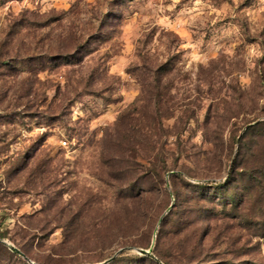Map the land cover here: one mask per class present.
<instances>
[{
	"label": "rangeland",
	"instance_id": "obj_1",
	"mask_svg": "<svg viewBox=\"0 0 264 264\" xmlns=\"http://www.w3.org/2000/svg\"><path fill=\"white\" fill-rule=\"evenodd\" d=\"M0 239L39 264H264V0H0ZM0 264L31 263L0 242Z\"/></svg>",
	"mask_w": 264,
	"mask_h": 264
},
{
	"label": "trees",
	"instance_id": "obj_2",
	"mask_svg": "<svg viewBox=\"0 0 264 264\" xmlns=\"http://www.w3.org/2000/svg\"><path fill=\"white\" fill-rule=\"evenodd\" d=\"M151 88H152V91L155 90L154 91V97H156L158 99L160 94H161L160 83H159L158 78L155 79V83L151 86ZM156 113H157L156 117L159 118V116L161 114H159V111H156ZM152 119H154V118H152ZM139 121H140L139 118L134 117V115H132V112L129 111V109L126 110L125 112H122L121 115L119 116V118L117 120V124L118 125L121 124L120 126L125 127V129H127L129 131L128 132L129 134H127V135L122 131L123 132L122 133L123 138H125V141L127 140L126 143H131V137H138V141H140L139 143H141L143 141V138H145V137L148 138L149 137V134L147 132L151 128L150 124H148V125L147 124H142ZM261 124L262 123H258L257 125H261ZM145 130H147V131H145ZM115 145H116V150L113 153V155H115V157H117L116 159H117V162L119 163L118 166H122V163H123V165L125 164V160H126L125 153H126V150L129 148V146L128 147L125 146V148H124L123 144H122V141H120L119 144L115 143ZM119 151H122V152L118 153ZM166 169H167V165H166V161L164 160V163L160 166V170H159V172L162 173V176L164 175V171ZM1 235L4 236L5 234L1 233ZM154 253L157 255L156 252H154ZM166 264H168V263H166Z\"/></svg>",
	"mask_w": 264,
	"mask_h": 264
},
{
	"label": "water",
	"instance_id": "obj_3",
	"mask_svg": "<svg viewBox=\"0 0 264 264\" xmlns=\"http://www.w3.org/2000/svg\"><path fill=\"white\" fill-rule=\"evenodd\" d=\"M165 214L161 216L160 218V221L159 222H162L163 218H164ZM0 242L7 245L13 252H15L16 254L20 255L21 257H23L26 261H28L29 263L31 264H39L35 261H33L24 251H22L19 247H17L15 244L13 243H10L9 241L7 240H3V239H0ZM125 249H134L136 250L137 252H139L140 254L142 255H145V256H149L151 257L152 259H154L155 261L161 263V264H164V262L153 252V248H132V247H127V248H124V249H121L119 250L114 256H112L111 258L105 260L104 262L100 263V264H107V263H110L114 260V258L123 250Z\"/></svg>",
	"mask_w": 264,
	"mask_h": 264
},
{
	"label": "built area",
	"instance_id": "obj_4",
	"mask_svg": "<svg viewBox=\"0 0 264 264\" xmlns=\"http://www.w3.org/2000/svg\"><path fill=\"white\" fill-rule=\"evenodd\" d=\"M62 143L66 144V142H65V141H64V142L62 141Z\"/></svg>",
	"mask_w": 264,
	"mask_h": 264
}]
</instances>
